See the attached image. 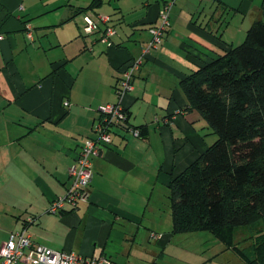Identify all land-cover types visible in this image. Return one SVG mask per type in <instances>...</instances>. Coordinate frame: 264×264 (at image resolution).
Here are the masks:
<instances>
[{"label": "crops", "instance_id": "obj_1", "mask_svg": "<svg viewBox=\"0 0 264 264\" xmlns=\"http://www.w3.org/2000/svg\"><path fill=\"white\" fill-rule=\"evenodd\" d=\"M172 1L161 44L124 101L131 125L146 127L147 139L117 129L93 159L90 203L49 214L71 185L68 170L83 143L96 137L99 108L117 102L122 70L141 56ZM78 3L0 0V247L27 225L37 244L113 264H243L218 239L222 247L203 254L206 232L174 234L169 186L217 140L188 109L182 81L242 43L253 23L264 21V0ZM98 15L117 29L112 46L101 41L104 25L84 32L86 17L98 22ZM195 237L198 262L175 255Z\"/></svg>", "mask_w": 264, "mask_h": 264}, {"label": "trees", "instance_id": "obj_2", "mask_svg": "<svg viewBox=\"0 0 264 264\" xmlns=\"http://www.w3.org/2000/svg\"><path fill=\"white\" fill-rule=\"evenodd\" d=\"M181 84L218 139L170 182L174 234L209 232L243 264H264V21Z\"/></svg>", "mask_w": 264, "mask_h": 264}, {"label": "built area", "instance_id": "obj_3", "mask_svg": "<svg viewBox=\"0 0 264 264\" xmlns=\"http://www.w3.org/2000/svg\"><path fill=\"white\" fill-rule=\"evenodd\" d=\"M148 2L152 0H147ZM174 1L166 4L160 12V25L150 30L152 40L143 49L141 56L130 61L120 76L115 86L117 102L115 104L102 106L99 113L102 117L95 126L93 139H86L83 143L76 164L69 168L68 173L72 179L71 185L66 194L52 202L48 208V213L57 215L65 212L68 207L76 211L81 204H88L91 201L89 187L92 181V160L102 154L103 147L112 143L113 135L117 129H127L138 137L139 130L130 127L127 115L128 108L124 105L125 99L134 90V82L137 73L147 61L148 57L161 44V38L169 27V13ZM23 7L21 6V9ZM109 16L98 15V22H94L86 17L84 32L92 34L100 30V24L105 26L102 42L113 45V38L117 34L114 27L109 23ZM31 30V29H30ZM29 30V37L31 33ZM3 37L0 36V41ZM64 107H69V102L64 103ZM158 122V121H156ZM30 222H28L29 224ZM155 239H161V235H153ZM0 264H113L107 257H85L69 251H56L35 243L28 232L27 225L12 234L11 238L0 247Z\"/></svg>", "mask_w": 264, "mask_h": 264}, {"label": "rangeland", "instance_id": "obj_4", "mask_svg": "<svg viewBox=\"0 0 264 264\" xmlns=\"http://www.w3.org/2000/svg\"><path fill=\"white\" fill-rule=\"evenodd\" d=\"M72 1L79 2L78 4H80L81 6H87V0H72ZM75 19L77 20V22L81 23L82 20L84 19V14L83 13L82 14H79V16L76 17ZM242 43H235L234 47L239 46ZM72 66H75L76 67L77 64H74V65L73 64H70L69 65V68H72ZM216 138L218 139V135L216 136ZM204 235L205 236L202 237V242H203V244H202V252H203V254H204V251H206L207 254L212 253V251L217 252V247L213 246L215 243H217V245L219 247H222V244L221 243H218V241L216 240L217 238L214 235L210 234L209 232L204 233ZM197 239H198V237H195V238H192L191 240H188L186 242V244L183 245L184 246L183 247L184 249L177 250L175 252V255L176 256H179L180 258L192 259L194 262H198L197 261V257L196 256H192L193 255L194 248H197V247L200 246L197 243H194V241H197ZM214 241H216V242H214ZM229 253H230V251H229ZM237 259H238L237 261H241L239 258H237ZM171 262H173V261H171ZM229 263H231V264H237V263H234L233 261H229ZM196 264H214V263L212 261H208V260L207 261L206 260H201V263H196Z\"/></svg>", "mask_w": 264, "mask_h": 264}]
</instances>
